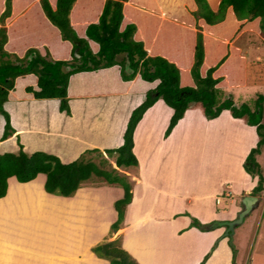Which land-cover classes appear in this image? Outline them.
<instances>
[{"label":"crops","instance_id":"obj_1","mask_svg":"<svg viewBox=\"0 0 264 264\" xmlns=\"http://www.w3.org/2000/svg\"><path fill=\"white\" fill-rule=\"evenodd\" d=\"M82 2L77 1L71 18L78 31L81 27L79 33L83 36L91 22V18L86 17L93 10L85 8L86 4ZM7 27L8 49L20 56L29 48L37 47L50 49L55 59L71 57L72 44L63 40L60 30L45 16L40 0L30 2L23 12L8 20ZM245 33L241 32L228 41L247 60L246 83L226 87L228 97L234 94V89L247 90L251 85L248 82L250 59L254 58L257 62L264 59V56L254 54L261 50H255L258 44L246 42L247 49L236 45ZM256 34L264 43V35ZM36 84L34 74L17 78V89L10 92L5 103L16 132L2 140L6 119L0 114V153L17 152L20 137L26 152L42 150L59 156L63 162H70L89 148L105 150L122 145L132 111L146 99L148 90L155 88L158 81L149 82L140 76L132 81H123L117 66L72 75L70 102L89 101L90 110L88 125L82 136V149L66 157L59 144L54 147L55 144L43 137L51 135L56 138L58 135L62 142L64 139L68 141V137L71 139L68 127L63 124L65 119L61 117L60 103L54 101L58 98L37 99L25 91L26 86ZM232 97L238 106L249 102L242 95L240 100ZM110 98L112 101H108ZM196 107L194 104L186 111L168 137L165 132L174 109L163 99L146 111L136 127L134 152L139 166L133 173L134 197L127 207L124 226L111 234L121 233L125 248L140 264H199L224 228L202 231L192 226L193 217L203 223L216 220L228 223L236 219L243 209L240 201L244 195L258 196L260 200L256 207L263 202L264 191L253 194L258 177H253L244 168L248 154L259 141L256 126L234 117L229 109L209 119L202 107ZM78 108L84 116L83 105ZM103 111H108L110 125L106 124L107 130L100 133L93 123L96 118L102 120ZM64 116L74 125L73 118L65 112ZM36 123H39V128ZM75 138L72 135L73 146ZM263 152L258 155V160L264 174ZM196 158L199 161L194 163ZM40 174V179L37 177L29 182L10 177L8 193L0 198V224L5 219V226L0 225V264H110L109 260L99 257L92 247L109 237L111 223L118 218L115 202L124 196V189L109 185V189L114 191V199L103 202L102 210L93 213L92 218L90 214L88 216V211H84L83 219L79 217V211L83 201L82 209L87 210L88 193L80 196V188L72 197L49 193L45 189L47 176ZM238 197L241 199L238 200ZM52 213L59 221L56 223L62 224L57 230L50 218ZM51 231L52 235L55 232L62 239L57 249L48 242ZM87 232L90 238L86 242L84 236ZM228 240L224 237L219 241L205 264H233V251ZM257 252L264 255V249Z\"/></svg>","mask_w":264,"mask_h":264},{"label":"trees","instance_id":"obj_2","mask_svg":"<svg viewBox=\"0 0 264 264\" xmlns=\"http://www.w3.org/2000/svg\"><path fill=\"white\" fill-rule=\"evenodd\" d=\"M32 1L0 0V114L6 119L2 140L16 132L5 103L10 92L17 89L20 76L34 74L36 86L28 85L25 91L37 99H60V110L67 113L70 79L79 72L117 66L123 81L140 76L149 82L158 81V85L148 90L146 99L132 111L119 147L89 148L74 160L63 162L46 151L26 152L19 137L17 152L0 153V198L7 195L9 178L13 176L20 182H29L44 173L46 191L63 196H71L97 176L124 189V196L115 202L118 218L112 224V231L119 230L134 197L133 173L139 166L134 133L146 111L159 99L174 109L166 137L193 101L209 119L229 109L234 117L256 126L259 141L248 154L244 168L259 179L253 194L264 191V174L258 160L264 147V94L239 106L225 94L226 87L242 86L247 81V60L228 41L241 32L264 35V0H85V8L94 14L86 17L91 22L83 36L71 18L78 0H40L45 16L60 30L63 40L72 44L68 59H55L48 48L31 47L23 56L8 49L7 22ZM192 226L209 231L222 226V222L203 223L193 217ZM232 232L230 229L227 234ZM219 241L199 264H205ZM229 243L233 264H237V249L231 237ZM92 250L111 264H140L122 247V238L98 243Z\"/></svg>","mask_w":264,"mask_h":264},{"label":"rangeland","instance_id":"obj_3","mask_svg":"<svg viewBox=\"0 0 264 264\" xmlns=\"http://www.w3.org/2000/svg\"><path fill=\"white\" fill-rule=\"evenodd\" d=\"M82 1H85V0H82ZM78 29H79V31H81V27H78ZM254 33L255 32H246L243 37L239 38L236 45L240 46L244 49H247L246 45H245L246 42L249 44H258V45H256L255 50H257L258 48L261 50H258L254 54L262 55V57H263L264 56L263 55L264 54V52H263L264 51V43L262 42V39L259 37V35L256 33L254 34ZM63 48H66V47H62V49ZM263 66H264V59H263V62H257L254 58H251L250 61L248 62V82L251 85L248 86L247 90L234 89L235 92L232 96L236 97L237 100H240L239 96L242 95L243 98H246L245 99L246 101L251 102L258 95L264 94V82H261L264 80V69L261 68ZM54 101L61 103L60 99H56ZM108 101H112V98H110V100H108ZM88 102L89 101H85L84 103H82V102H79V100H78V101H74L71 103L69 101L70 113H67L66 111L60 112L63 115L61 117H63V119H65L64 121L61 120V127H62V121H63L64 126L68 127L67 129L69 130L68 133L71 135V139H70V137H68V141H67V139L66 140L64 139V141L62 142L61 139L58 137V135L56 136V138H55V136H51V135H49V136L43 135V137L47 138L49 140V142H51L52 144H55L54 147H56V145L59 144L61 150L63 152H65V153H63V154H65V157L69 154L74 155V153H76V151L78 152V150L80 151V149H82V139L84 137L85 127H86V125H88V112L90 110V105L87 104ZM79 105H83V107H84V110H85L84 116H81L82 111H80L81 109L78 108ZM198 106L196 108H198ZM33 108L38 109L35 106H33ZM64 112L68 117H70L71 119L72 118L74 119V122H75L74 125L72 124V122L69 119L67 120V118H65L66 116H64ZM108 114H109L108 111L105 113L103 111L102 120L96 118L95 122L93 123V125L96 127V129H99L100 133L107 130L106 124H107V126L110 125V120L108 121ZM16 122H17V120H16ZM36 124H37V128H39L40 127L39 123H36ZM42 124H44V123H42ZM50 125H51V123H49V126ZM67 129H65V130H67ZM68 133H66V134L69 135ZM72 135L76 136L74 146H73L74 140L72 139ZM99 139H100V136H99ZM44 141H45V139H44ZM263 150H264V147H263ZM261 160H262V163L264 166V152H263V155L261 156ZM198 161L199 160H197V158H196L194 163H197ZM40 175H38L39 179H40ZM100 180L101 179L98 178L97 176H93V178H91L87 182L83 183L82 188H80V189H82L81 191H80V189H78L74 194H72L74 196L76 193H78L80 191V193H81L80 196H85L88 193L89 200L87 202V204H88L86 207L87 210L82 209V205L84 206V201H83V204L81 205V209L79 211L80 212L79 217H82L84 219L83 212L88 211V216L90 214V216L92 218L93 213L98 212L99 210H102V203L103 202L108 201V199L109 200L114 199V191L112 189H109V187H110L109 185H115V186H117V188L121 187L118 184H108V183H105L102 180L101 181ZM105 185H107V186H105ZM57 195L60 196V194H57ZM72 195L69 197H72ZM222 195H224V193H222L221 196ZM96 196H98L99 198H94ZM237 199L240 200L241 198L238 197ZM241 202H242V199L240 201V204H241ZM88 206H89V209H88ZM105 206H106V204H105ZM54 215L55 214L52 213L50 218L52 219L53 224L56 226V227H54L55 230H57V229L61 228L62 224L56 223L59 221H57V219H56L57 217ZM77 216H78V208H77ZM63 217L64 216L62 215V218ZM106 217H108V216H106ZM91 218H90V221H91ZM217 222H219V221H217ZM1 224H3V225L5 224V219L1 222ZM112 224L113 223H111V227H110L109 234H108L109 237L108 238L106 237V239L101 241V242H108V241H113L115 239L121 238V236L119 235L121 233H117L116 235L111 234L113 232L118 231V230L112 231ZM123 226H124V224H123ZM220 227L224 228V232L219 236V238L217 240H219V239L221 240L224 237H228L229 238L228 242H229L230 237H231V239H232V241H234L236 249H237V254H236V263L237 264H264V255L261 254V252H257V251H261V249H264V196H263V202L258 207L253 209V211H251V213L248 214L244 218L243 222H240L238 224H234L233 227L230 226V221H229V223H226V222L223 223L222 222V226H220ZM68 228L70 229V227H68ZM217 228H219V227H217ZM230 229L233 230V232L231 234L232 236L231 235L229 236V234H227V233H229ZM54 235H56L57 237H55ZM89 235L90 234H88V232H87V234L84 236V240L86 242L90 238ZM60 240H62L60 238V236L55 232L52 235V231H51L50 237H48V242H51V244L54 246V249L58 248ZM101 242H99V243H101ZM82 243H81V247H82ZM96 245H94V246H96ZM229 245H230V243H229ZM47 246H48V243H47ZM48 247H47V250H48ZM122 247L125 248L123 243H122ZM211 249L212 248H210L206 254H208L211 251ZM258 260L260 262H258ZM82 264H84V262H82Z\"/></svg>","mask_w":264,"mask_h":264},{"label":"water","instance_id":"obj_4","mask_svg":"<svg viewBox=\"0 0 264 264\" xmlns=\"http://www.w3.org/2000/svg\"><path fill=\"white\" fill-rule=\"evenodd\" d=\"M195 102H191L190 106H193ZM260 198L255 195H244L242 198L243 209L239 212L238 217L230 221V226L233 227L234 224H238L244 221V218L250 214V212L256 207L259 203Z\"/></svg>","mask_w":264,"mask_h":264},{"label":"built area","instance_id":"obj_5","mask_svg":"<svg viewBox=\"0 0 264 264\" xmlns=\"http://www.w3.org/2000/svg\"><path fill=\"white\" fill-rule=\"evenodd\" d=\"M218 200L220 201L221 200V197H219Z\"/></svg>","mask_w":264,"mask_h":264},{"label":"clouds","instance_id":"obj_6","mask_svg":"<svg viewBox=\"0 0 264 264\" xmlns=\"http://www.w3.org/2000/svg\"><path fill=\"white\" fill-rule=\"evenodd\" d=\"M242 203V202H241Z\"/></svg>","mask_w":264,"mask_h":264}]
</instances>
